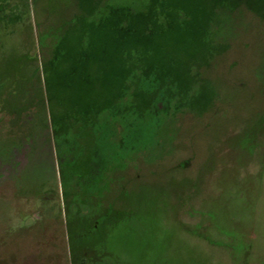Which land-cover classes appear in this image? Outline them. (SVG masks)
Returning a JSON list of instances; mask_svg holds the SVG:
<instances>
[{"label":"rangeland","instance_id":"rangeland-1","mask_svg":"<svg viewBox=\"0 0 264 264\" xmlns=\"http://www.w3.org/2000/svg\"><path fill=\"white\" fill-rule=\"evenodd\" d=\"M116 9L130 81L49 94ZM0 264H264V0H0Z\"/></svg>","mask_w":264,"mask_h":264},{"label":"trees","instance_id":"trees-1","mask_svg":"<svg viewBox=\"0 0 264 264\" xmlns=\"http://www.w3.org/2000/svg\"><path fill=\"white\" fill-rule=\"evenodd\" d=\"M117 12H121L122 15L124 13L121 9L120 11L117 9L112 10L104 21V27L94 28V34L88 36V42L84 46L75 45L71 42L69 44V41L67 42L68 44L63 42L58 44L50 61L51 64H54L55 70L52 76L50 74L46 76L49 94L52 88L59 89L66 93V102H72V107L76 106V103L80 102L82 98L80 96L83 89L87 90L89 84H95L97 81V78L95 80L92 78L91 67L96 68L95 70L98 72L104 73L105 81L107 82L104 81V83L107 88L115 87L112 82L113 79L111 80V73H119L122 76L119 80L120 85L126 84V81H128L126 77L128 76L129 79V73L133 71L134 59L143 60L137 45L142 40L144 41L145 38L143 39L142 35L137 34V28H133V23L130 21L117 20L115 17ZM148 19L150 17L148 18L143 14L138 16L139 29H141L142 24V28L147 29L145 25H147ZM83 32H85L84 28L81 29L78 35H83ZM67 36L64 35L62 41L67 39ZM76 38V36H70L68 40ZM138 52H140V55ZM143 69L145 72L148 71V68ZM70 95L72 99L69 97Z\"/></svg>","mask_w":264,"mask_h":264}]
</instances>
